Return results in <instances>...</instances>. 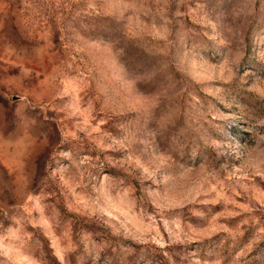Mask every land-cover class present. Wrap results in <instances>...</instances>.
Masks as SVG:
<instances>
[{"label": "rangeland", "instance_id": "rangeland-1", "mask_svg": "<svg viewBox=\"0 0 264 264\" xmlns=\"http://www.w3.org/2000/svg\"><path fill=\"white\" fill-rule=\"evenodd\" d=\"M0 264H264V0H0Z\"/></svg>", "mask_w": 264, "mask_h": 264}]
</instances>
